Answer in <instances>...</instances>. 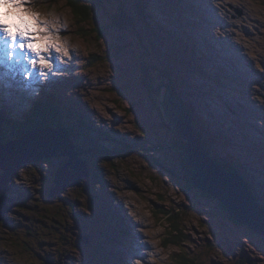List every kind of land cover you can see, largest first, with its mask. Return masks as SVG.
Wrapping results in <instances>:
<instances>
[{
    "label": "rangeland",
    "instance_id": "obj_1",
    "mask_svg": "<svg viewBox=\"0 0 264 264\" xmlns=\"http://www.w3.org/2000/svg\"><path fill=\"white\" fill-rule=\"evenodd\" d=\"M69 2L31 0L61 22L71 59L48 79L0 66V112L11 120L0 124V144L24 136L13 127L51 100L68 111L74 140L66 124L54 132L72 139L89 174L77 170L68 181L82 185L52 196L67 156L18 168L0 221V264H264V238L192 185L161 103L168 85L205 132L206 156L231 164L225 173H239L264 206V0ZM120 3L146 19L113 27Z\"/></svg>",
    "mask_w": 264,
    "mask_h": 264
},
{
    "label": "water",
    "instance_id": "obj_2",
    "mask_svg": "<svg viewBox=\"0 0 264 264\" xmlns=\"http://www.w3.org/2000/svg\"><path fill=\"white\" fill-rule=\"evenodd\" d=\"M161 103L167 121L173 125V129L181 132L185 137L183 146L185 151H182L184 163L191 168L186 174L191 178L192 185L197 186L202 193L218 199L231 220L264 237V209L253 202L245 184L235 173L223 172L216 162L206 156L204 142L196 135L168 85ZM62 130L65 129L53 127L33 129L12 143L0 144V221H4L8 212V207L4 203L8 198L6 197L8 183L24 163H32L60 154L65 155L67 159L54 172L55 186L51 190V195L59 196L66 187L82 185L80 182L70 183L68 179L77 178L79 176L77 170L89 174L88 165L78 163L82 159L78 157L79 150L75 148L70 137L65 136L62 139L61 136L64 134L54 132ZM52 133L56 134L54 138Z\"/></svg>",
    "mask_w": 264,
    "mask_h": 264
},
{
    "label": "snow or ice",
    "instance_id": "obj_3",
    "mask_svg": "<svg viewBox=\"0 0 264 264\" xmlns=\"http://www.w3.org/2000/svg\"><path fill=\"white\" fill-rule=\"evenodd\" d=\"M9 5L20 12L10 14ZM0 9L5 10L0 12V66L19 70L24 79H48L60 70L58 62L71 59L66 42L60 38L63 25L56 17L42 18L31 0H0Z\"/></svg>",
    "mask_w": 264,
    "mask_h": 264
},
{
    "label": "trees",
    "instance_id": "obj_4",
    "mask_svg": "<svg viewBox=\"0 0 264 264\" xmlns=\"http://www.w3.org/2000/svg\"><path fill=\"white\" fill-rule=\"evenodd\" d=\"M69 4L73 5V8H75V5L76 3H79V0H69ZM93 2L95 3H102V0H92ZM71 5V6H72ZM79 6V5H78ZM77 6V7H78ZM88 6L89 10L91 11V5H86ZM124 10V11H123ZM126 12V13H125ZM136 14L139 16V14L142 16L143 20H144V12L142 11V9H139L137 12L133 11V12H130V11H127L125 9V7L123 6V4H119V8L117 9V11L115 12V14H112L110 15V20L112 21V26L115 27V26H119L120 25H126V26H134L136 24ZM140 20V18H138V21ZM151 30V28H150ZM153 31V30H152ZM154 69L156 67H153ZM161 71V69H160ZM178 95V94H176ZM47 102V103H46ZM40 104V106H39ZM38 106V107H37ZM58 109L52 104L51 100H47V101H38L36 102V106L34 108V110L30 113L32 116L30 118H28L27 122H21V123H18L17 125H15L13 128L14 129H19L17 130L18 133L20 132V134L22 132H26L28 130H32V129H38L37 127L39 128H46V127H57V126H62L63 124L67 127V129H69L71 132H72V138L74 140V137H73V133L75 132L74 130V125L72 124V120H70L69 118V113L68 111L66 113L64 112H57ZM42 113V115H41ZM5 115H3L2 112H0V124H3V121L5 122L4 124H9V122H11V120H7V119H4ZM2 122V123H1ZM75 124L79 125L80 127H82V124L80 122L79 119H77V121L75 122ZM196 125V123H195ZM197 126V125H196ZM36 127V128H34ZM200 137L201 136H204L202 135V132L199 131V134H198ZM181 139H182V142H183V138L182 136L180 135ZM201 139L204 141V137H201ZM208 141V140H207ZM207 141L205 140V149L206 151L208 149H211V146L209 144H207ZM176 143H181V141H179V139L175 140ZM179 149L181 148V146H177ZM182 149V148H181ZM209 151V150H208ZM213 160L216 159V157L212 158ZM224 170H228L231 168V164H228L229 167H227V164L224 163V162H221L219 161L218 162ZM232 168H234V166L232 165ZM235 169V168H234ZM190 172L191 171V168L189 167V169H186L185 172ZM236 172V171H235ZM53 181V180H52ZM246 188H247V191H249L250 195L254 196V193L251 189V187L246 184ZM172 228L175 230H178V228L174 225H172ZM50 261L53 263V260L50 259Z\"/></svg>",
    "mask_w": 264,
    "mask_h": 264
},
{
    "label": "bare ground",
    "instance_id": "obj_5",
    "mask_svg": "<svg viewBox=\"0 0 264 264\" xmlns=\"http://www.w3.org/2000/svg\"><path fill=\"white\" fill-rule=\"evenodd\" d=\"M146 19V18H145ZM148 24V23H147ZM152 28H153V26H152ZM224 53V52H223ZM227 55V53H225V54H223V56L225 57ZM227 57V56H226ZM239 70L238 71H242V69H240V66H236ZM236 67H235V69H236ZM1 68V67H0ZM223 68V67H222ZM1 71V70H0ZM0 75H2V76H6V74H5V71L2 69V71H1V73H0ZM241 76H243V75H241ZM245 79V78H244ZM10 80V79H9ZM246 80H247V78H246ZM172 92V91H171ZM173 94V93H172ZM187 106H189V104L187 105ZM182 107V106H181ZM183 109V108H182ZM21 110V109H20ZM184 111V110H183ZM185 112V111H184ZM189 112V111H188ZM188 112H185V114H186V116H187V118H188V120H189V123H190V125L192 126V128H193V130L195 131V133H196V135L199 137V139H201V137H203V136H199L198 134H199V131H201L204 135H206L205 134V132L201 129V128H199V126H195V123L193 122V118L191 119L190 117H189V115H188ZM13 120V119H12ZM195 121V120H194ZM2 123V122H1ZM196 127V129H195V127ZM51 127V126H50ZM53 128H58V127H53ZM35 130H38V129H35ZM78 130L80 131V132H82V129L81 128H78ZM207 130V129H206ZM208 131V130H207ZM181 136H182V138H183V143L185 142V137H184V135L181 133V132H178ZM25 134H26V132H25ZM70 134V133H69ZM202 134V135H203ZM204 139L207 141L208 140V138L206 137V136H204ZM212 139V138H211ZM205 140L203 141L204 142V144L206 143L205 142ZM182 150L183 151H185V149L183 148V146H182ZM204 150H205V152H206V149L204 148ZM83 158V157H82ZM262 158V157H261ZM84 159V158H83ZM211 160H213L212 158H211ZM217 164L221 167V169H222V171L223 172H226V170H224L223 169V167L217 162ZM261 167H262V170H263V167H264V163H262V165H261ZM239 169V168H238ZM259 170H261V168L259 167ZM259 172V171H258ZM262 172V171H261ZM261 172H259V173H256L255 174V177H256V180H261V178L260 177H258V175L259 176H261L260 174H261ZM242 173V172H241ZM239 174V173H238ZM238 174L236 173V175L238 176ZM239 177V176H238ZM190 178V177H189ZM259 178V179H258ZM263 178V177H262ZM240 179V178H239ZM245 179L247 180V178L245 177ZM190 180H191V178H190ZM241 180V179H240ZM242 181V180H241ZM244 184H245V187H246V184H247V182L245 183V181H242ZM191 183H192V181H191ZM249 184V183H248ZM194 187H197V186H194ZM247 189V188H246ZM253 189H255L254 187H253ZM249 192V191H248ZM254 192H255V194L257 193L255 190H254ZM249 195H250V193H249ZM251 198H253L252 200H253V202L254 203H256V205H258L260 208H263L264 209V206H262V205H260L259 204V201L258 200H256V197H255V195L254 196H250ZM9 198V197H8ZM222 206V208H223V205H221ZM123 233H125V232H123ZM263 237V236H262ZM264 238V237H263Z\"/></svg>",
    "mask_w": 264,
    "mask_h": 264
},
{
    "label": "clouds",
    "instance_id": "obj_6",
    "mask_svg": "<svg viewBox=\"0 0 264 264\" xmlns=\"http://www.w3.org/2000/svg\"><path fill=\"white\" fill-rule=\"evenodd\" d=\"M7 11H8L10 14H17V13L20 12L19 9H13V7H12L11 5H9V6L7 7ZM42 18H43V17H42ZM13 31H14V29H13Z\"/></svg>",
    "mask_w": 264,
    "mask_h": 264
}]
</instances>
